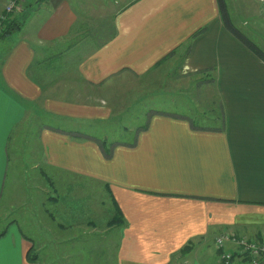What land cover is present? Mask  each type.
<instances>
[{"label":"crops","instance_id":"0c3cea01","mask_svg":"<svg viewBox=\"0 0 264 264\" xmlns=\"http://www.w3.org/2000/svg\"><path fill=\"white\" fill-rule=\"evenodd\" d=\"M21 12L0 39V264H220L218 237L264 239V61L218 0H23ZM184 46L179 73L214 75L223 128L154 111L126 142L87 130L120 83ZM60 176L102 185L111 217L58 222L46 205ZM117 206L124 223L110 225Z\"/></svg>","mask_w":264,"mask_h":264},{"label":"rangeland","instance_id":"374dc122","mask_svg":"<svg viewBox=\"0 0 264 264\" xmlns=\"http://www.w3.org/2000/svg\"><path fill=\"white\" fill-rule=\"evenodd\" d=\"M224 1L230 20L236 29L237 35L233 34L253 53L256 54L253 48L246 44V38L264 54V0ZM21 4L23 1L20 6ZM185 49L186 46L165 56L143 73L142 77L137 75L138 73L136 75L129 73L133 75L128 77L126 82L119 84L117 97L107 100V102L112 101L108 102V107L112 108V111L98 123L89 124L87 130L107 142H126L132 140L138 128L145 125L149 114L154 111L185 115L194 123L201 122L204 126H215L213 112L218 113L219 98L213 83L214 75L208 71L197 72L194 76L180 74L181 54ZM57 182L63 184L64 191H61V186L57 184L58 190L53 194L57 201L56 205L53 210L51 204L46 207L57 220L59 219L58 222L77 221L81 216L82 219L94 218L96 212H93V209L100 210L95 217L98 222L111 217L113 207L102 185L93 181H73L69 184L62 176L57 177ZM23 189L22 184L9 187L4 198L14 200ZM63 205L76 210L67 212L71 216L62 217L65 212ZM85 207L90 209L89 214L82 211ZM2 228L3 220L0 223V230ZM63 234L67 235L68 231H64Z\"/></svg>","mask_w":264,"mask_h":264},{"label":"trees","instance_id":"16d2710c","mask_svg":"<svg viewBox=\"0 0 264 264\" xmlns=\"http://www.w3.org/2000/svg\"><path fill=\"white\" fill-rule=\"evenodd\" d=\"M218 4H219V10H220V15H221V18L223 20V23L225 24L226 27H228L229 30H231L233 33H236V29L235 27L233 26L231 20H230V17L228 15V12H227V9H226V4H225V1L224 0H218ZM19 8H16L15 11H17ZM15 11H12V12H9V13H6V19L3 20L1 22V27H0V39L3 38L4 36L12 33L13 31H16L17 29H19L24 21H25V18H26V15L28 13H23L21 12L20 13V16H16L14 15ZM5 12V11H4ZM3 12V13H4ZM2 13V14H3ZM204 28H200V30H198L200 33ZM245 42L246 44L248 43L249 46H251L253 48V50L256 52V54L261 57L263 60H264V54L263 52L257 48L254 44H252L250 42V40H248L247 38L245 39ZM212 81V79H211ZM218 101V113L217 114H214L213 112V115H215V122H216V125L215 126H204L203 124L204 123H194L195 126L197 127H200V128H208V129H220V128H223V125H224V117H223V113H222V107H221V102L219 99H217ZM206 125V124H205ZM116 223H121L123 224L124 223V217H123V214L121 212V210L119 209V207L117 206L116 210H115V215L113 216V218L109 221V224L112 225V224H116ZM1 235V234H0ZM228 242V241H227ZM225 243V242H224ZM233 244V243H232ZM224 245V244H223ZM235 245V244H234ZM192 246V242H187L181 249L180 251H187L191 248ZM217 246V245H216ZM218 247V246H217ZM223 247V246H222ZM222 247L221 248V251L224 250ZM239 250V249H238ZM225 251H229V250H225ZM240 251V250H239ZM232 252V251H231ZM233 253V252H232ZM220 255V254H219ZM241 255V254H240ZM243 255V258H244V261H245V257H244V254L242 253ZM241 255V256H242ZM235 257V254L233 253V259ZM31 259H34V258H31Z\"/></svg>","mask_w":264,"mask_h":264},{"label":"built area","instance_id":"2783aa9c","mask_svg":"<svg viewBox=\"0 0 264 264\" xmlns=\"http://www.w3.org/2000/svg\"><path fill=\"white\" fill-rule=\"evenodd\" d=\"M23 0H7L5 12L0 14V25L6 19V13L14 11L13 9L20 8V3ZM231 242L237 246L241 253L244 254L246 264H261L264 258V239L256 240L252 238H240L234 234H224L216 239V245L220 248L224 242ZM233 253L231 251L222 250L219 255L220 264H233Z\"/></svg>","mask_w":264,"mask_h":264}]
</instances>
